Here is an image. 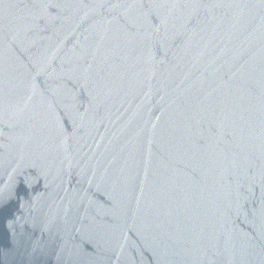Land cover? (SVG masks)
Segmentation results:
<instances>
[{
	"label": "water",
	"instance_id": "water-1",
	"mask_svg": "<svg viewBox=\"0 0 264 264\" xmlns=\"http://www.w3.org/2000/svg\"><path fill=\"white\" fill-rule=\"evenodd\" d=\"M0 264H264V0H0Z\"/></svg>",
	"mask_w": 264,
	"mask_h": 264
}]
</instances>
